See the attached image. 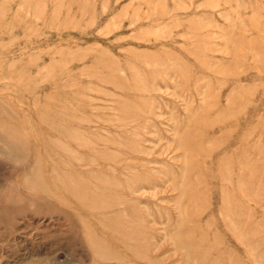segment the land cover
I'll use <instances>...</instances> for the list:
<instances>
[{
  "label": "rangeland",
  "instance_id": "374dc122",
  "mask_svg": "<svg viewBox=\"0 0 264 264\" xmlns=\"http://www.w3.org/2000/svg\"><path fill=\"white\" fill-rule=\"evenodd\" d=\"M0 264H264V0H0Z\"/></svg>",
  "mask_w": 264,
  "mask_h": 264
}]
</instances>
